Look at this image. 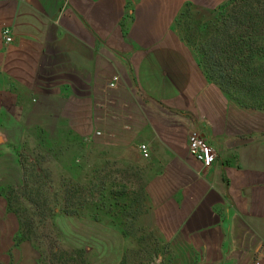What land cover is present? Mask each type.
Here are the masks:
<instances>
[{"label": "crops", "instance_id": "0c3cea01", "mask_svg": "<svg viewBox=\"0 0 264 264\" xmlns=\"http://www.w3.org/2000/svg\"><path fill=\"white\" fill-rule=\"evenodd\" d=\"M226 1L0 0V125L61 124L140 165L158 264H264V112L212 83L177 29ZM192 131L217 153L209 168Z\"/></svg>", "mask_w": 264, "mask_h": 264}, {"label": "trees", "instance_id": "16d2710c", "mask_svg": "<svg viewBox=\"0 0 264 264\" xmlns=\"http://www.w3.org/2000/svg\"><path fill=\"white\" fill-rule=\"evenodd\" d=\"M186 10L180 13L178 25ZM212 12L217 13L215 18L197 24L184 37L197 48L207 78L230 100L241 107L264 112V0H227ZM21 167L22 184L0 193L18 221V242H32L40 252L36 264H90L85 249L64 250L46 236V230L56 228L57 209L71 217H78L88 208L103 212L123 238L132 240L136 248L132 252L137 253L135 264H149L161 253L165 254L159 239L151 232L157 247L145 259H139L145 247L143 237L138 234L145 229L138 227V222L149 211L144 170H109L104 174L105 169H95L92 177L66 180L56 195L59 199L53 201L49 197L51 187L46 191L33 181L40 171L35 158L29 167L25 162H21ZM46 239L50 242L43 250L42 241Z\"/></svg>", "mask_w": 264, "mask_h": 264}, {"label": "rangeland", "instance_id": "374dc122", "mask_svg": "<svg viewBox=\"0 0 264 264\" xmlns=\"http://www.w3.org/2000/svg\"><path fill=\"white\" fill-rule=\"evenodd\" d=\"M216 15L212 11L188 8L177 29L184 36L188 30H195L197 24L213 19ZM45 127L0 125V191L22 184L21 162L29 167L34 158L39 163L40 171L33 181L46 191L51 187L49 197L53 201L59 199L56 195H59V187L66 180L86 175L92 177L91 172L95 169H105L104 174L109 170L115 172L131 168L143 171L132 159H123L105 146L75 137L61 124L54 127L58 132L45 130ZM143 176L146 178V174ZM54 222L56 228L46 230V236L55 240L64 250L85 249L90 264H135L133 259L137 253L132 252L136 250L132 240L123 238L103 212L88 208L78 217H71L57 209ZM138 227L145 229L138 234L143 237L145 247L139 259H145L157 246L150 230L139 222ZM18 230V221L9 212L6 199L0 193V262L36 264L40 252L32 242H18ZM49 242L50 239L42 241L41 249H47ZM149 264H158V257Z\"/></svg>", "mask_w": 264, "mask_h": 264}, {"label": "built area", "instance_id": "2783aa9c", "mask_svg": "<svg viewBox=\"0 0 264 264\" xmlns=\"http://www.w3.org/2000/svg\"><path fill=\"white\" fill-rule=\"evenodd\" d=\"M2 35L6 43L12 42L11 32L8 28L3 29ZM117 84V77H115L109 86L113 88L116 87ZM138 150L142 158L149 159L150 149L147 144H140ZM188 151L204 168L212 166L217 158V153L210 146L206 138L197 131H192L188 136ZM256 264L260 263L256 262Z\"/></svg>", "mask_w": 264, "mask_h": 264}]
</instances>
